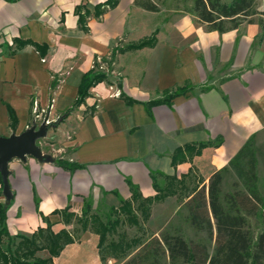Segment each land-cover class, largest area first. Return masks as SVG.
I'll use <instances>...</instances> for the list:
<instances>
[{
	"label": "crops",
	"instance_id": "crops-1",
	"mask_svg": "<svg viewBox=\"0 0 264 264\" xmlns=\"http://www.w3.org/2000/svg\"><path fill=\"white\" fill-rule=\"evenodd\" d=\"M259 20L219 33L182 11H145L138 0H0V138L48 122L36 144L68 165L32 156L9 162L8 204L0 178L9 235L30 237L50 225L74 239L53 264L119 261L102 262L99 236L77 223L85 205L103 222L112 211L135 215L120 214L106 244L144 243L214 173L227 169L222 185L226 175L236 181L229 163L248 141L258 165V140L264 168ZM153 35V47L106 63L114 49ZM96 72L107 80L74 107L82 77Z\"/></svg>",
	"mask_w": 264,
	"mask_h": 264
},
{
	"label": "trees",
	"instance_id": "trees-1",
	"mask_svg": "<svg viewBox=\"0 0 264 264\" xmlns=\"http://www.w3.org/2000/svg\"><path fill=\"white\" fill-rule=\"evenodd\" d=\"M185 1L193 3L191 13L198 23L219 33L236 29L243 22H250L257 14L264 16V12L258 11L259 0H231L229 3L220 0ZM109 4L115 5L114 2ZM138 5L145 11H158L154 3ZM259 25L260 41L264 42L262 20H259ZM154 44L153 35L122 50L114 49L111 60L117 53L150 48ZM106 80L107 75L104 73L85 74L79 84L74 107L83 103L91 88ZM251 144L252 141H248L229 163L236 177L232 193L222 191L223 175L227 173V169H222L210 177L207 187L196 190L183 204L190 227L197 233L205 234L206 239L213 244L212 252H209L204 242H187L180 235L165 231L144 243L119 240L106 244V236L119 226L120 214L135 218L128 210L120 213L112 211L107 215L106 222H103L98 215L90 214L85 205L81 217L76 221L83 231L91 224L93 232L99 236L98 249L102 262H105L107 256L124 259L122 264H264V191L259 189L257 161ZM54 162L64 165L58 160ZM64 166L68 167L67 164ZM0 214V264H53V258L58 257L65 246L74 242L67 231L61 230L55 234L50 225L30 237L10 236L5 227L3 209ZM65 216L68 219L73 217L70 214ZM111 216L115 219H111ZM251 219L258 223L256 230L251 227ZM43 251L48 254L45 259L37 256Z\"/></svg>",
	"mask_w": 264,
	"mask_h": 264
},
{
	"label": "rangeland",
	"instance_id": "rangeland-1",
	"mask_svg": "<svg viewBox=\"0 0 264 264\" xmlns=\"http://www.w3.org/2000/svg\"><path fill=\"white\" fill-rule=\"evenodd\" d=\"M222 3H229L231 0H220ZM138 3H154L155 5H157L158 11H182L185 12L187 14H191V10L193 7V3L191 1H185V0H138ZM258 9H260V5L258 7ZM160 16H158L157 19V23L160 22L159 19ZM113 60H109V58L106 61V63H115ZM255 149L257 152V157H258V165H257V169H258V177H259V189L263 192L264 191V168H263V164L260 161L259 158V143L258 140H256L255 142ZM262 164V165H261ZM234 179L231 178L229 175L225 176L224 179V184L222 185V191L223 193H232L234 191V188L232 187L233 183H234ZM184 197H182L181 199H177L178 204H181L183 202ZM98 214L100 215H104L106 214V212H100L97 211ZM250 224L253 230H256V228L258 227V223L254 220L251 219L250 220ZM78 230V227L76 228ZM125 233H127L128 237H134L136 235H138V233L136 232V230H129V229H124ZM168 232L170 234H178L180 235L185 241L187 242H204L208 245L209 247V252H212V248H213V244L210 243L207 239L205 234L203 233H197L195 232L189 225L188 220H187V212L186 209L184 207V205H182L175 213L172 214L171 219L169 220V222L165 225V227H163L160 232L158 233L161 234L162 232ZM79 232L75 230L74 227V234H78ZM147 233V232H146ZM148 236H150L148 234ZM143 239V237H142ZM38 257H44L45 253L41 252L37 254ZM124 260V259H123ZM123 260H119V261H111V263L106 262L105 264H122ZM79 262V260H73L71 264L73 263H77Z\"/></svg>",
	"mask_w": 264,
	"mask_h": 264
},
{
	"label": "water",
	"instance_id": "water-1",
	"mask_svg": "<svg viewBox=\"0 0 264 264\" xmlns=\"http://www.w3.org/2000/svg\"><path fill=\"white\" fill-rule=\"evenodd\" d=\"M262 10L264 11V0ZM47 129L48 125L45 123L38 128H36V125H32L19 135L0 138V178L2 194L6 204H8L12 198L8 182V164L12 159L24 161L26 156H32L39 162L55 161L51 159V157L42 154L36 144L38 139L45 136Z\"/></svg>",
	"mask_w": 264,
	"mask_h": 264
},
{
	"label": "built area",
	"instance_id": "built-area-1",
	"mask_svg": "<svg viewBox=\"0 0 264 264\" xmlns=\"http://www.w3.org/2000/svg\"><path fill=\"white\" fill-rule=\"evenodd\" d=\"M45 124L48 125V122H46Z\"/></svg>",
	"mask_w": 264,
	"mask_h": 264
}]
</instances>
